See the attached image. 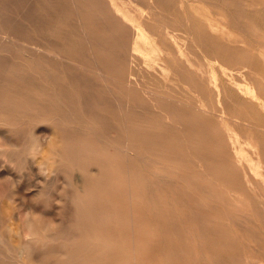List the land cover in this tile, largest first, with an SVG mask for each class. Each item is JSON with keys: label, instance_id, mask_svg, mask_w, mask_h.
I'll use <instances>...</instances> for the list:
<instances>
[{"label": "bare ground", "instance_id": "bare-ground-1", "mask_svg": "<svg viewBox=\"0 0 264 264\" xmlns=\"http://www.w3.org/2000/svg\"><path fill=\"white\" fill-rule=\"evenodd\" d=\"M24 1L0 0V130L48 125L60 168L84 177L59 211L70 229L24 239L17 264H264V52L240 22L264 0ZM7 218L0 254L21 237Z\"/></svg>", "mask_w": 264, "mask_h": 264}, {"label": "rangeland", "instance_id": "rangeland-1", "mask_svg": "<svg viewBox=\"0 0 264 264\" xmlns=\"http://www.w3.org/2000/svg\"><path fill=\"white\" fill-rule=\"evenodd\" d=\"M27 1L28 0H25L24 3L27 4ZM222 6L224 8H227L223 3ZM209 8L210 7L205 6V13H209ZM240 22L244 26H253L250 30L243 33V36L249 42L248 47H253L254 54L264 52V18H262L261 16L252 15L250 12H246L243 18H241ZM259 24H261L262 26ZM46 27L47 26L44 24L42 28L44 32H46ZM261 27L263 29H261ZM72 31L75 40H77V34L81 35L79 36L80 38H83V33H85V30L81 29V26L79 27L75 25V22H73ZM80 38H78V40ZM109 40L111 46L114 45L115 47H112L111 53H113L114 55L115 53H119L121 50V48L119 47L120 38L111 35ZM16 49L11 48V51H13L12 53H17ZM209 51L210 53L215 52V50L212 49ZM251 61L255 63L256 61H258V58L254 55ZM137 63V72H140L144 66V61L142 59H139L137 60ZM216 66L215 70L221 77V68L218 64H216ZM142 79L145 81L146 85H148L156 92H164L167 90L165 85L169 82L165 84L160 80H157L156 78H151L146 75ZM83 80H92V82L97 81L96 77L93 75H84ZM109 90H105L107 91L105 93L106 100L108 98L107 101L109 102V104L113 105L115 101L114 98L117 92L114 91L113 87H110ZM108 92L109 94H107ZM228 94L231 95L230 90L228 91ZM231 102L229 100L228 104L229 107H231L230 110H233L234 108ZM145 109L147 110L145 111ZM148 109L150 112L148 111ZM137 111H148L149 113H152L151 109L147 108L146 106L143 108H138ZM234 112L239 117V120L242 121V123H245V120H248L252 115L251 111L245 108H241V106H239L237 110L235 109ZM104 114L108 115L107 112H105ZM32 117L33 116L31 113L25 118V121L28 122V120ZM178 128L181 129L182 126L178 125L177 129ZM240 129L245 131L244 126H241ZM13 130L14 129L0 130V134H3V136H0V213L6 214L8 218L5 221L7 222V224L13 227L15 232H18L21 237H12L11 241H9V244L3 248L4 253L0 254V264H17L16 260H14L11 256L14 253L13 250L22 246V242L24 241V239H35L37 233L39 235H50L57 231L59 234L55 239H62L61 231L65 233L67 230H69L70 223H68V217L59 215V211L60 209L62 210V208H65V210L68 211L74 208L71 200L72 195L70 194L73 193L75 186H80L82 184L84 177L82 173L77 169L73 170V174L71 173L70 175L60 168L58 154L54 152L53 149L55 144H59L58 141H60V139L58 137V133L48 125L35 127L31 130L25 128L15 129V132ZM42 131L46 133L42 134ZM42 135L44 136L42 137ZM33 141L37 142L39 148L34 157H32L33 154L24 152ZM43 149L44 151L47 150L46 153H44ZM76 174L77 176L79 175V179ZM68 197H70V200L68 199ZM30 211L36 213L37 215H41L42 218L47 220L45 221L46 223H48L45 225L46 227L43 226L42 229L39 228V222L34 220L32 217H28V212ZM50 222H53V225L59 224V228L54 227L52 224L47 227ZM33 247L35 246L33 245ZM7 248H9L10 251ZM25 256L27 255L25 254ZM39 256L40 254H35L32 255L31 258H34L36 261L40 259ZM31 258L29 259L28 257H26L25 259H27L29 263L35 262L34 259L32 260Z\"/></svg>", "mask_w": 264, "mask_h": 264}]
</instances>
